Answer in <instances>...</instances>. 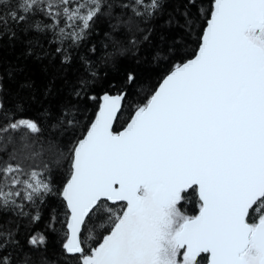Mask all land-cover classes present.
I'll return each mask as SVG.
<instances>
[{"label": "snow or ice", "instance_id": "snow-or-ice-1", "mask_svg": "<svg viewBox=\"0 0 264 264\" xmlns=\"http://www.w3.org/2000/svg\"><path fill=\"white\" fill-rule=\"evenodd\" d=\"M195 4L188 0L181 13L189 30ZM162 7L163 0H0V36L15 38L17 29L50 36L48 44L69 64L107 8L112 31L132 37H125L127 47L114 39L107 62L135 48L140 25ZM83 63L77 99L99 76ZM121 99L105 94L70 150V175L58 192L66 209L62 254L77 264H264V208L250 222L254 205L264 204V0H214L192 58L174 63L117 133ZM50 119L45 134L22 105L5 109L0 100V139L12 145L7 158L0 156V264H49L48 237L30 235L33 251L25 252L19 226L3 217L35 224L40 213L25 206L53 193L51 168L65 159V138L76 136L80 112L69 104ZM193 190L199 209L189 216L178 203ZM95 220L105 221V234L92 246L86 231ZM56 222L53 209V233Z\"/></svg>", "mask_w": 264, "mask_h": 264}, {"label": "trees", "instance_id": "trees-1", "mask_svg": "<svg viewBox=\"0 0 264 264\" xmlns=\"http://www.w3.org/2000/svg\"><path fill=\"white\" fill-rule=\"evenodd\" d=\"M213 2L214 0H196L195 8L191 11L194 16L198 13V17L194 28L189 30L181 16L189 7L188 0H163L160 14L140 25L143 31L137 33V46L130 51L113 55L107 62L108 54L114 52V39L121 41L123 47H127V39L132 38L126 29H121L120 32L112 31L106 15L107 8L95 21L79 49L72 51V60L69 64L61 63V57L54 51L55 44H48L50 36L19 29L15 38H11L10 35L0 36V100L5 109L22 105L23 116L37 121L45 134L53 122L50 117H55L64 106L74 105L80 112L76 136L65 138L67 143L65 159L59 166L51 168L53 193L45 197L44 203L38 201L37 206L26 205L24 208V211L31 215L39 212V222L31 223L30 217L17 218L14 215L3 217V221L15 220L13 227L19 226L17 239L24 246L25 252L33 251L27 246L29 236L43 233L48 237L45 258L49 264H77L76 256L62 254L61 244L64 239L62 222L66 209L58 195L70 175V150L74 140L86 131L98 107L99 96L103 93L124 94L113 131L117 132L122 128L136 104L142 103L152 93L162 77L171 70L172 65L194 55ZM113 14L119 15L120 9H114ZM38 40L40 45L37 44ZM84 59L95 66L94 70L99 72V76L91 82L90 89L80 92L77 99L73 88L85 74ZM128 73L135 76L131 83L127 80ZM11 151L12 145L7 143L6 138L0 139V156L7 158ZM30 163L25 162V167L27 168ZM36 163L39 164L40 161ZM198 203L196 192L193 190L183 194L178 206L186 215L194 216L199 209ZM115 207L119 209L122 205L116 204ZM261 208H264V204L254 205L250 222L254 221ZM53 209L56 210L55 227L59 235L47 227ZM104 222L103 220L90 222L91 231H86V234L92 237L90 240L92 246H95V241L102 239L105 234V229L100 227ZM4 226L7 227V224Z\"/></svg>", "mask_w": 264, "mask_h": 264}, {"label": "water", "instance_id": "water-1", "mask_svg": "<svg viewBox=\"0 0 264 264\" xmlns=\"http://www.w3.org/2000/svg\"><path fill=\"white\" fill-rule=\"evenodd\" d=\"M210 16V15H209ZM209 18V17H208ZM206 23V22H205ZM199 46V45H198ZM197 50V49H196ZM190 58H192V57H190ZM190 58H188V59H190ZM168 73V72H167ZM167 73L164 75V76H166L167 75ZM163 76V77H164ZM162 77V78H163ZM162 80V79H161ZM160 80V81H161ZM158 85V84H157ZM105 94H108L109 96H112V97H115V96H117V95H121L122 96V99H121V101H120V106H119V108H118V110H117V112H116V114H115V116H114V121H113V124H114V122H115V119H116V116H117V114H118V112H119V110H120V108H121V105H122V101H123V98H124V94L123 93H120V94H109V93H103V94H101L100 95V97H99V103H98V107H97V110H96V112L98 111V109H99V106H100V104L102 103V97L105 95ZM96 112H95V114H96ZM95 114H94V117L92 118V120H94V118H95ZM130 118H131V116H130ZM130 118L128 119V121L125 123V125L121 128V129H119L118 131H117V133L118 132H120V131H122L123 129H124V127H126L127 126V123L129 122V120H130ZM92 120H91V122H92ZM90 122V123H91ZM90 125V124H89ZM88 125V126H89ZM86 131H87V129H86ZM85 131V132H86ZM84 132V133H85ZM66 182V181H65ZM196 192V191H195ZM197 195V194H196ZM197 198H198V196H197ZM62 199V198H61ZM109 204H111V202H108ZM197 214H198V212H197ZM196 214V215H197ZM68 255H71V254H68ZM204 264H206V262L204 263Z\"/></svg>", "mask_w": 264, "mask_h": 264}, {"label": "rangeland", "instance_id": "rangeland-1", "mask_svg": "<svg viewBox=\"0 0 264 264\" xmlns=\"http://www.w3.org/2000/svg\"><path fill=\"white\" fill-rule=\"evenodd\" d=\"M179 204V203H178ZM179 207V206H178ZM198 207H199V203H198ZM181 211V210H180ZM182 212V211H181ZM183 213V212H182ZM185 214V213H184ZM204 262L202 261V264H203Z\"/></svg>", "mask_w": 264, "mask_h": 264}, {"label": "bare ground", "instance_id": "bare-ground-1", "mask_svg": "<svg viewBox=\"0 0 264 264\" xmlns=\"http://www.w3.org/2000/svg\"><path fill=\"white\" fill-rule=\"evenodd\" d=\"M100 97V96H99ZM122 106V105H121ZM121 109V108H120ZM97 110V109H96ZM120 111V110H119ZM117 117V116H116ZM114 125V124H113ZM121 129V128H120Z\"/></svg>", "mask_w": 264, "mask_h": 264}]
</instances>
